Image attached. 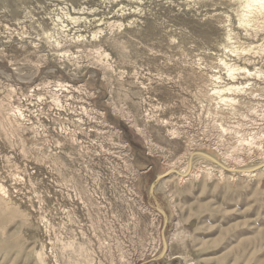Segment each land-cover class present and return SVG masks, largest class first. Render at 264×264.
Returning <instances> with one entry per match:
<instances>
[{"label":"rangeland","instance_id":"obj_1","mask_svg":"<svg viewBox=\"0 0 264 264\" xmlns=\"http://www.w3.org/2000/svg\"><path fill=\"white\" fill-rule=\"evenodd\" d=\"M261 13L0 0V264H264Z\"/></svg>","mask_w":264,"mask_h":264},{"label":"bare ground","instance_id":"obj_2","mask_svg":"<svg viewBox=\"0 0 264 264\" xmlns=\"http://www.w3.org/2000/svg\"><path fill=\"white\" fill-rule=\"evenodd\" d=\"M232 2H233V1H232ZM241 2H242V12H243V14H242L241 16H239V17H240V19H239V23H240V25H242V27H244L246 30H249V29H251L252 27H254L255 25H257V23L259 24V20H261V19H259L258 16L260 15V12L264 13V0H240V3H241ZM239 7H240V6H239ZM239 9H240V8H239ZM238 11H239V10H238ZM239 12H240V11H239ZM262 13H261V14H262ZM240 14H241V12H240ZM249 14H252L251 17H250V16H247V15H249ZM238 15H239V14H238ZM262 16H263V15H262ZM263 17H264V16H263ZM260 18H261V16H260ZM262 20H264V18H263ZM262 22L264 23V21H262ZM260 24L262 25L261 22H260ZM260 24L257 25V26L260 27V26H261ZM254 28H256V26H255ZM254 28H253V29H254ZM253 29H252V30H253ZM250 32H251V31H250ZM229 38H230V37H229ZM226 40H227V39H226ZM226 40H224V41H226ZM226 42H227V41H226ZM224 45H225V44H224ZM222 46H223V45H222ZM224 63H225V62H224ZM221 64H222V63H221ZM230 68H231V69H229V71L232 70L233 67H230ZM237 69H238V68H237ZM226 70H227V68H226ZM238 70H239V72H240L241 69H238ZM227 71H228V70H227ZM227 71H226V72H227ZM237 72H238V71H237ZM228 73H229V72H228ZM231 74H232V73H231ZM233 74H234V72H233ZM231 76H232V75H231ZM231 78H232V77H231ZM210 79H212V77H211ZM220 79H221L220 77L217 78V76H216L215 78H213V81H214V83H215V82H216V83H219V80H220ZM246 83H247V82H246ZM213 87H214V86H213ZM216 87H217V86H216ZM221 87H222V86H221ZM234 87H235V86H234ZM234 87H233V88H234ZM222 88H223V87H222ZM225 88H226V87H225ZM227 88H230V87H227ZM241 88H242V87H241ZM217 89H218V88H217ZM238 89H239V91H240V88H239V87H238ZM242 89H243V88H242ZM210 90H211V89H210ZM225 90H226V89H225ZM229 90L231 91V89H229ZM233 90H234V89H233ZM230 91H229V92H230ZM235 91H237V90H235ZM252 91H253V90H252ZM215 92H216V91H215ZM219 92L221 93V91L218 90V93H219ZM225 92H227V91H225ZM225 92L223 91L222 93H225ZM209 93H210V92H209ZM207 94H208V93H207ZM210 94H211V93H210ZM214 94H215V93H214ZM216 94H217V92H216ZM227 94H228V93H226V96H227ZM231 94H232V93H231ZM211 95H213V92H212ZM217 95H218V94H217ZM217 95H214V97L216 96V98L219 99L220 96L218 95L219 97H217ZM220 95H221V94H220ZM234 95H235V94H234ZM232 96H233V94H232ZM232 96H231V98H232ZM207 97H208V96H207ZM211 97H212V96H211ZM211 97H210V98H211ZM233 97H234V96H233ZM224 98H225V97H223V100H225ZM231 98H230V99H231ZM234 98H235V97H234ZM234 98H233V99H234ZM233 99L229 100V98H228V100H229L228 102H230V101L235 102V100H236L237 98L234 99V101H233ZM212 100H217V99H214V98H213ZM226 100H227V99H226ZM219 101H221V102H220L221 104H222V103H225V105H224V104H223V105L226 106V102H225V101L223 102V101H222V98L219 99ZM219 101L217 100L216 103H217V102L219 103ZM240 101H241V100H240ZM228 102H227V103H228ZM232 102H231V105L233 104ZM212 103H214V105H216V106H215L216 108H221V107H218V103L215 104V102H213V101H212ZM228 104H229V103H228ZM228 104H227V105H228ZM241 104H242V103H241ZM249 104H250V103H249ZM212 105H213V104H212ZM223 105H222V109H221V110H223V108H224ZM243 105H244V104H243ZM213 107H214V106H213ZM216 108H215V109H216ZM225 108H226V107H225ZM225 108H224V109H225ZM228 108H229V106H228ZM228 108H227V109H228ZM231 108H232V107H230V110H231ZM248 108H249V106H248ZM245 109H246V108H245ZM218 110H219V109H218ZM218 110H217V111H218ZM230 110H227V111H225L224 113L227 114V112L230 111ZM215 111H216V110H215ZM234 111H236V110H234ZM219 112H222V111H219ZM219 112H218V113H219ZM216 113H217V112H216ZM222 113H223V112H222ZM222 113H221V115H222ZM224 113H223V114H224ZM214 114H215V112H214ZM226 114H225V115H226ZM229 114H231V113H228V115H229ZM217 115H218V114H217ZM223 117H224V116H223ZM225 117H226V116H225ZM221 118H222V117H221ZM227 118H228V117H227ZM231 118H232V117H231ZM239 118H240V117H239ZM219 119H220V118H219ZM232 120H233V119H232Z\"/></svg>","mask_w":264,"mask_h":264}]
</instances>
